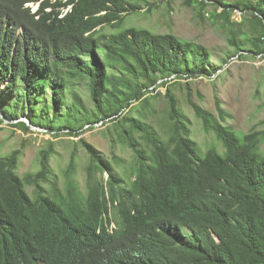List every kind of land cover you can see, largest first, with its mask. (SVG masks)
Instances as JSON below:
<instances>
[{
    "label": "trees",
    "instance_id": "trees-1",
    "mask_svg": "<svg viewBox=\"0 0 264 264\" xmlns=\"http://www.w3.org/2000/svg\"><path fill=\"white\" fill-rule=\"evenodd\" d=\"M186 1L201 17L210 5L222 8L213 15L228 33L226 59L264 56V0ZM142 8L132 0H0V124L33 132L26 115L54 137H78L89 156L83 185L72 152L63 187L53 140L39 169L24 175L23 147L0 156V264H264V130L239 135L219 97L215 113L189 91L204 130L223 143L202 155L176 90L223 67L196 41L123 27ZM159 97L166 115L156 120ZM99 123L114 145L133 151L132 162L104 156L83 136Z\"/></svg>",
    "mask_w": 264,
    "mask_h": 264
},
{
    "label": "rangeland",
    "instance_id": "rangeland-1",
    "mask_svg": "<svg viewBox=\"0 0 264 264\" xmlns=\"http://www.w3.org/2000/svg\"><path fill=\"white\" fill-rule=\"evenodd\" d=\"M132 1L140 3L143 8L129 14L123 27H146L155 32H171L183 39L196 41L209 48L214 62L223 67L217 77L199 76L195 79H183L176 90L183 108L192 120V136L198 141L203 151L202 155H205L206 151L213 146L222 151L223 143L215 133L204 130L201 119L187 102L186 94L189 91H192L193 99L197 103L215 113H218L216 100L219 97L223 101V108L231 114L226 123L232 125L239 135L249 132L258 124V128L264 130V123H261L264 121V56L258 55L246 59L235 56L226 59L230 49L228 33L226 29L221 28V21L213 15L215 12H221V7L216 11V7L210 5L206 16L201 17L195 8L187 4L186 0ZM227 1L235 2L236 0ZM33 6L34 9L38 7V5ZM233 18L241 21L242 11L237 9ZM103 32L110 33L116 30L111 26H105ZM220 58L226 59L227 62L222 59V62L219 61ZM80 87L83 92H87L85 84ZM159 90L165 92L164 87ZM87 100L90 102L89 97ZM166 107L164 97L153 101L156 120L165 118ZM27 118L28 116L24 115L21 120L28 122ZM106 128L107 125L96 124L94 129H88L83 136L101 150L104 156L113 157L116 154L125 158L128 163L132 162L133 151L119 142L114 145L112 139L105 133ZM32 130L33 132H25L12 126L9 121L0 124V156L8 155L14 149L23 147L24 155L18 171L24 175L39 169V152L48 144V140H53L56 143V153L51 163L60 176V185L62 187L64 185V171L75 150L80 162L77 176L84 185L89 156L85 148L78 143L79 138L67 135L54 137V134L47 133L48 130L42 127H34ZM262 149L264 151V143Z\"/></svg>",
    "mask_w": 264,
    "mask_h": 264
},
{
    "label": "water",
    "instance_id": "water-1",
    "mask_svg": "<svg viewBox=\"0 0 264 264\" xmlns=\"http://www.w3.org/2000/svg\"><path fill=\"white\" fill-rule=\"evenodd\" d=\"M3 118H5V117L3 116ZM5 120L9 121L8 119H5ZM28 123L30 124L31 128L38 127V126H35L32 123H30V118L29 117H28Z\"/></svg>",
    "mask_w": 264,
    "mask_h": 264
}]
</instances>
